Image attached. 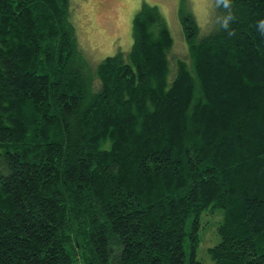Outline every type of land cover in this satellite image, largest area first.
<instances>
[{"label":"trees","instance_id":"1","mask_svg":"<svg viewBox=\"0 0 264 264\" xmlns=\"http://www.w3.org/2000/svg\"><path fill=\"white\" fill-rule=\"evenodd\" d=\"M143 3L95 69L70 0H0V264H264V0ZM171 58V59H170Z\"/></svg>","mask_w":264,"mask_h":264},{"label":"rangeland","instance_id":"2","mask_svg":"<svg viewBox=\"0 0 264 264\" xmlns=\"http://www.w3.org/2000/svg\"><path fill=\"white\" fill-rule=\"evenodd\" d=\"M72 21L77 40L90 64L95 67L106 57L121 52L124 56L132 45V22L143 3L156 6L167 22L174 46L171 58L186 59L187 51L180 24L181 0H70ZM190 12L203 34L212 29L214 0H186ZM170 58V59H171ZM221 214L204 213L201 218L200 246L197 259L213 264L209 249L219 242L217 227Z\"/></svg>","mask_w":264,"mask_h":264},{"label":"clouds","instance_id":"3","mask_svg":"<svg viewBox=\"0 0 264 264\" xmlns=\"http://www.w3.org/2000/svg\"><path fill=\"white\" fill-rule=\"evenodd\" d=\"M260 27H261L262 29H264V23H262V24L260 25Z\"/></svg>","mask_w":264,"mask_h":264}]
</instances>
